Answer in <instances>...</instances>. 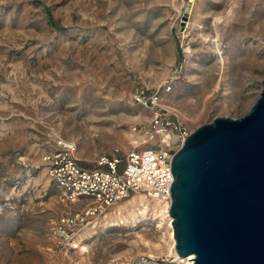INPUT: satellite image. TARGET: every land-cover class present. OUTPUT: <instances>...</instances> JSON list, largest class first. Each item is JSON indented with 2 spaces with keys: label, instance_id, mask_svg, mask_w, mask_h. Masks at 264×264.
<instances>
[{
  "label": "rangeland",
  "instance_id": "1",
  "mask_svg": "<svg viewBox=\"0 0 264 264\" xmlns=\"http://www.w3.org/2000/svg\"><path fill=\"white\" fill-rule=\"evenodd\" d=\"M220 1L0 0V264H127L139 253L186 264L170 250L168 218L150 202L136 225L122 208L59 243L52 224L86 202L62 199L41 157L57 137L75 144L84 167L142 147L131 126L147 123L144 99L154 92L189 130L244 113L261 88L264 38L256 56L231 62L220 79L216 52L194 22L201 11L208 28L211 13L228 7ZM252 4L250 13L264 17V0ZM261 30L264 23L245 43ZM220 46L233 55L231 36ZM79 232L85 237L73 245Z\"/></svg>",
  "mask_w": 264,
  "mask_h": 264
},
{
  "label": "water",
  "instance_id": "2",
  "mask_svg": "<svg viewBox=\"0 0 264 264\" xmlns=\"http://www.w3.org/2000/svg\"><path fill=\"white\" fill-rule=\"evenodd\" d=\"M170 167L176 254H192V264H264V72L250 107L190 130Z\"/></svg>",
  "mask_w": 264,
  "mask_h": 264
},
{
  "label": "built area",
  "instance_id": "3",
  "mask_svg": "<svg viewBox=\"0 0 264 264\" xmlns=\"http://www.w3.org/2000/svg\"><path fill=\"white\" fill-rule=\"evenodd\" d=\"M144 104L151 109L147 123L131 126L132 132L143 137L142 147L135 146L122 154L115 149L110 155H99L95 166L84 167L75 155V144L57 137L53 147L42 155L41 162L48 179L61 198L69 202H86L81 210L60 215L52 224V233L59 243H70L95 215L133 193L142 192L149 198L170 202L171 157L190 130L177 113L160 103L157 92L145 98ZM121 162L123 164L118 168ZM127 264L166 262L153 254L139 253Z\"/></svg>",
  "mask_w": 264,
  "mask_h": 264
},
{
  "label": "bare ground",
  "instance_id": "4",
  "mask_svg": "<svg viewBox=\"0 0 264 264\" xmlns=\"http://www.w3.org/2000/svg\"><path fill=\"white\" fill-rule=\"evenodd\" d=\"M226 2H228V7L226 5V7H224L222 10L211 13V16L213 17L211 19L210 25L208 24V28L202 24V19H204L206 16H203V14H201V11H198L195 14L194 19V22L197 23V28L195 27V29L199 33L201 43H206V45L213 48L216 52L218 64L221 69L219 73L220 79L225 74L224 69L227 68V66L231 62H236L238 60L256 56L258 52L257 48H259L262 43V39L264 38V33L261 30L254 44L252 42V39H247V42L245 43L246 37L249 34H251L252 36L257 35L258 31L262 28L264 23V17L261 11L257 12L254 10L253 14L250 13L252 11L253 0H221L219 4L223 3V5H225ZM251 15H253V17H251ZM232 29L234 31H232ZM225 36H231V42L235 45V50L232 52L233 55L231 56H227L226 54H224L220 46L221 41ZM218 84L219 81L216 83V85ZM141 141H144L143 137L141 138ZM135 142H137V140L132 141L133 144ZM148 202H150L152 208H156L161 212L162 216H160V219L162 217L164 218V216L168 218V235L170 238L171 252L174 253L176 258L185 260L186 264H192V254H189L185 257H180L174 251V236L171 222L172 217L168 211L170 204L169 201H162L158 198H149L142 192H136L128 196L126 199H123L116 203L115 208L111 207L112 209L100 213V218L104 219L107 216L119 215L122 208H125L127 211V215L131 217V226L136 225V222L140 220L137 216L143 215L146 212L148 208ZM127 203L132 204L128 206ZM112 223L117 224V222L114 221ZM84 237V234H82V232H79L75 241L73 242V245H78V243ZM81 247L85 248L84 246Z\"/></svg>",
  "mask_w": 264,
  "mask_h": 264
}]
</instances>
